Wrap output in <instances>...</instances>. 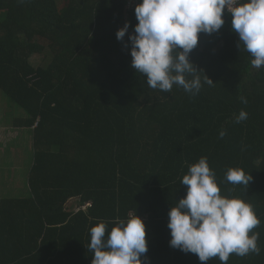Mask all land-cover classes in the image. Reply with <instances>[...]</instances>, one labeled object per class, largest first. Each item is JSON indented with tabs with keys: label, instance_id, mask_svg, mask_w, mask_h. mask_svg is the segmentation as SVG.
<instances>
[{
	"label": "trees",
	"instance_id": "16d2710c",
	"mask_svg": "<svg viewBox=\"0 0 264 264\" xmlns=\"http://www.w3.org/2000/svg\"><path fill=\"white\" fill-rule=\"evenodd\" d=\"M127 3L0 0V90L26 114L10 111L12 125L33 137L29 197L0 202V264H91L90 229L103 222L107 236L134 213L148 241L142 264L145 256L147 264H221L169 244V209L201 157L221 196L243 199L260 220L249 233L259 234L260 254L232 253L227 264H264V66L237 47L225 10L223 26L198 34L189 56L204 72L194 74L200 92L152 89L131 67L138 20ZM47 54L48 65L36 67L34 57ZM241 110L247 119L237 123ZM229 168L251 175L248 187L229 183Z\"/></svg>",
	"mask_w": 264,
	"mask_h": 264
},
{
	"label": "clouds",
	"instance_id": "9594fccd",
	"mask_svg": "<svg viewBox=\"0 0 264 264\" xmlns=\"http://www.w3.org/2000/svg\"><path fill=\"white\" fill-rule=\"evenodd\" d=\"M225 10L239 37L237 47L241 51L243 45L253 57L254 67L264 66V0H141L134 9L138 23L128 35L131 67L146 77L152 89L170 93L177 85L198 94L202 83L194 74L203 71H197L189 56L198 44V34L210 35L223 26ZM128 30L129 22H125L116 32L117 40L124 41ZM187 74L193 78L187 79ZM204 82L213 84L206 75ZM235 119L237 123L246 120L247 113L241 110ZM224 135L221 131L220 137ZM226 180L248 187L252 176L229 168ZM180 183L187 186V192L168 212L171 247L196 254L201 262L218 257L221 264H227L232 253L241 257L260 254L259 234L249 235L260 220L243 199L221 196L206 157L189 165ZM88 250L92 252L91 264H142L141 256L148 251L145 224L134 213L119 220L106 236V224L100 222L90 229ZM147 259L145 256L143 264Z\"/></svg>",
	"mask_w": 264,
	"mask_h": 264
},
{
	"label": "crops",
	"instance_id": "0c3cea01",
	"mask_svg": "<svg viewBox=\"0 0 264 264\" xmlns=\"http://www.w3.org/2000/svg\"><path fill=\"white\" fill-rule=\"evenodd\" d=\"M8 115V110L0 108V202L5 198H16L14 195L19 192V189L15 188L16 173L19 169L18 166L15 169L13 167L16 160H13V157H11L12 152H22L24 142L28 146L32 145L30 149H33L32 131L15 128L11 123L12 116L9 115L11 117L10 120ZM17 155L18 153H16L15 159ZM7 157L13 163L6 162ZM4 160L6 166L3 168L1 163Z\"/></svg>",
	"mask_w": 264,
	"mask_h": 264
},
{
	"label": "rangeland",
	"instance_id": "374dc122",
	"mask_svg": "<svg viewBox=\"0 0 264 264\" xmlns=\"http://www.w3.org/2000/svg\"><path fill=\"white\" fill-rule=\"evenodd\" d=\"M49 54H47V57L44 56H36L33 59L34 65L36 67H46L48 65L49 61ZM0 106H3L2 108L7 109L9 112L11 111L13 115H17V117H23L25 116V112L14 105L0 90ZM32 145L28 146L26 142H24V146L22 147V152H12L11 157H13V160L15 161V164H13L14 169L18 166V171L16 173L17 177L15 180V188L19 189V192H17L14 197L16 198H26L29 197V187H28V177H29V171L30 168L33 165V149ZM16 153H18L16 159ZM8 163H13L8 157L7 161ZM3 168L6 166L5 160L1 163ZM75 205V203L72 204V207Z\"/></svg>",
	"mask_w": 264,
	"mask_h": 264
},
{
	"label": "built area",
	"instance_id": "2783aa9c",
	"mask_svg": "<svg viewBox=\"0 0 264 264\" xmlns=\"http://www.w3.org/2000/svg\"><path fill=\"white\" fill-rule=\"evenodd\" d=\"M140 2H141V0H128L127 8H128V9H133V8H135V6H136L138 3H140ZM226 11H227V10H226ZM89 206H90V204H87V205L82 206V207H75L73 211L77 212V211H79L80 209L86 210L87 207H89Z\"/></svg>",
	"mask_w": 264,
	"mask_h": 264
}]
</instances>
